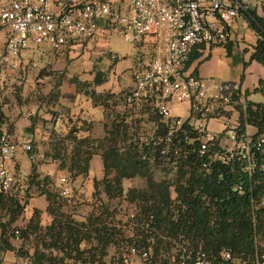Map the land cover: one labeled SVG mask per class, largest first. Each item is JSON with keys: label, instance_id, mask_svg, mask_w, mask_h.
I'll use <instances>...</instances> for the list:
<instances>
[{"label": "trees", "instance_id": "16d2710c", "mask_svg": "<svg viewBox=\"0 0 264 264\" xmlns=\"http://www.w3.org/2000/svg\"><path fill=\"white\" fill-rule=\"evenodd\" d=\"M242 14L258 36L251 61L264 66V15L259 16L250 8ZM228 53L231 54L230 46ZM203 56L195 50L190 65ZM144 58L143 52H139L136 64L142 63ZM114 59L118 61V58ZM27 69L24 68V75ZM194 72L198 73L197 68ZM50 76L54 81L48 94L42 93L47 83L40 82L26 101L18 97L21 103L35 100L38 105V112L31 117L27 132L34 133L38 124L57 122L61 115L66 123L65 130L54 132L47 141L49 148L43 154L45 161L35 160L38 149L31 141V151H25L32 160L30 173L18 177L11 194H0V253L14 252L17 257L29 259L31 264H70L72 260L87 264L88 261L102 262L113 245L127 239L125 232L117 227V213L109 204L101 202L86 220L78 221L64 210L66 201L56 178L38 171V163L51 160L58 163L61 176L65 177L67 171L74 180L85 178L91 174L92 160L97 155L102 157L104 168L103 178L94 179V196L101 198L104 195L109 200L124 198L134 204L135 217L130 222L145 225L135 229L136 237L143 235L144 240L152 237L161 241V234L183 235L203 243L213 252L226 249L237 255L252 248L255 228L251 197L233 188L238 174L218 162H210L211 154L222 150L219 141L205 153L200 151L203 134L191 124L195 113L175 130L162 121L155 107L134 100L132 90L119 94L97 93L95 87L107 80L105 73L97 72L91 83L72 78L77 93L90 98L95 107H102L111 118L110 129L103 137L97 138L92 136L88 120L72 114L69 109L64 110L62 105L57 107L62 98H76V95L62 92L64 73L44 67L37 80ZM256 90L264 96V80ZM233 92L227 109L220 101L213 103L214 111L210 117L232 121L237 124L240 134L246 133L249 127L256 129V135L263 134L264 102H243L242 97ZM40 110L52 118L45 119ZM2 128L10 137L16 130L15 123L0 111V134ZM57 134L63 137L56 140ZM205 163H210L208 168L204 167ZM157 176L163 178L157 179ZM135 178L145 179L147 186L142 189L130 187L126 191L125 182ZM172 190L177 194L176 200L172 197ZM35 195L47 199V212L52 218L47 225L42 222V211L37 208L30 219L23 221ZM258 218H261L260 214ZM15 241H20L21 245L17 247ZM30 245L33 252L27 248Z\"/></svg>", "mask_w": 264, "mask_h": 264}, {"label": "built area", "instance_id": "2783aa9c", "mask_svg": "<svg viewBox=\"0 0 264 264\" xmlns=\"http://www.w3.org/2000/svg\"><path fill=\"white\" fill-rule=\"evenodd\" d=\"M0 1V36H6L1 64L5 68L22 69L28 51L62 52L86 46L111 31L119 32L136 46H152L150 60L145 58L133 73L131 97L155 107L162 121L175 130L183 120L172 115L170 105L189 101L196 115L191 124L203 134L200 151L205 153L219 141L222 150L213 152L210 162L238 174L233 188L251 197L255 232L252 248L242 255L226 249L213 252L183 235L161 234V241L136 237L135 229L145 225L130 222L135 217L134 208L116 215L117 227L127 239L113 245L102 262L87 264H264V133L240 134L237 124L224 117V130L210 131L213 103L220 101L227 109L233 91L241 97L243 93L236 85L202 79L190 65L195 50L205 54L208 49L231 42L233 26L247 7L238 0ZM31 149L30 142L15 141L6 132L0 134V194H11L18 182L8 163L19 150ZM209 165L205 163L204 167ZM60 182V193L69 195L70 181L63 177ZM172 197L177 198L174 190ZM70 264L85 263L72 260Z\"/></svg>", "mask_w": 264, "mask_h": 264}, {"label": "crops", "instance_id": "0c3cea01", "mask_svg": "<svg viewBox=\"0 0 264 264\" xmlns=\"http://www.w3.org/2000/svg\"><path fill=\"white\" fill-rule=\"evenodd\" d=\"M111 1H119V0H111ZM240 4L243 6L253 9L259 16L264 15V0H238ZM1 6V1H0ZM248 23V21H247ZM249 24V23H248ZM253 30V29H252ZM234 31V29H233ZM256 36V41L251 45V56L254 50V46L257 43L258 36L257 33L253 30ZM114 31L105 34L104 36L96 39L95 41H91L86 46H75L72 49H66L62 52H54L49 49H45L46 56L44 57L47 62L48 70L59 71V73H64L65 78L62 83L61 89L62 92L66 95H76L75 100L62 98L60 104L57 106L61 108L60 105L64 106L63 109H69L72 114H79L83 117V119L88 120L91 123V134L94 137L100 138L106 134V131L111 127V118L108 116V113L102 107H95L92 103V100L85 96L84 94L77 93L76 84L71 82L72 78H78L82 82H93L97 72L105 73L107 76L106 82L103 84L96 86L95 90L99 94L106 93H114L119 94L124 91H131L134 88V78H133V69L136 66L140 65V63L136 64V56L137 53L133 56H122L120 57L117 53H114L109 46L107 45V41L112 37ZM6 36L2 34L0 36V89H4V85L6 86L7 80L5 79L6 74L9 72H20L23 73L24 68H30L32 60L36 58L37 55H29L27 54L26 63L22 69H9L5 68L1 64V60L4 55V47H5ZM231 48V54L228 53V47ZM227 49V56H231L233 54L234 42L231 40V44ZM145 47V45L143 46ZM150 47V46H149ZM151 48V47H150ZM214 48V47H213ZM212 49V48H211ZM247 50H250L249 48ZM44 54V53H43ZM44 54V55H45ZM144 54V53H143ZM42 56L41 53L38 55ZM79 56V57H78ZM209 58L207 60L203 59L207 56H203L202 59L195 61L192 64L191 70H195L197 68L198 75L200 77H206L201 67L205 64V62L209 61L212 58V54L210 53ZM76 57L77 59H71ZM118 58L116 61L114 58ZM146 58V55L144 54ZM144 58V59H145ZM56 60V61H55ZM61 64L60 68L55 69L54 63L58 62ZM198 62V65L194 68L195 63ZM28 66V67H27ZM137 66V67H138ZM126 72L131 73V84L125 85L123 82V74ZM39 72L35 75V86L28 95L31 97L32 93L37 89L38 84L40 82H44L43 79H48L46 86L42 88V93L48 94L52 89V84L54 81V77H44L37 80ZM242 75H244L242 79ZM242 82L239 84L241 87V91L243 93L242 101H252L254 103H262L264 102V96L262 93L258 92L256 89L260 86V81L264 80V66L257 61H251V57L248 63L244 65L243 72L241 74ZM238 85V84H237ZM20 89V88H19ZM27 95V96H28ZM3 93L0 92V111L5 113L12 122L15 123V133L11 136V138L15 141H33L39 151L41 145L47 143L49 137L54 133H62L65 130L63 118L61 115L56 119L57 122H47L45 125L38 124L34 130V133L27 132V128L31 125V117L36 115L38 112V105L35 100H31L28 104L35 105V111L33 113L24 114L20 118L15 115H11L8 110L5 109V105L3 104ZM260 97L261 101L257 98ZM20 103V102H19ZM21 104V103H20ZM22 105V104H21ZM172 115L176 118H180L182 120H186L192 115V104L189 101L184 102H175L170 105ZM45 119L50 120L52 117L49 114H45L43 110L39 112ZM252 128V127H249ZM248 128V132H250ZM208 129L215 133H221L224 130V120L222 118H213L208 121ZM3 132H6L5 128H2ZM42 155L40 152L36 153L35 160H40ZM48 162V161H47ZM38 163V171L42 174H48L52 177H55L56 180H60L63 176L59 174L58 163L52 161L51 163H57L56 167L54 164L48 163ZM95 163L101 164V168L103 171V160L100 155H97L92 160V167ZM32 166V160L29 155L23 151L19 150L16 157L8 163L9 169L18 175V177H26L30 171ZM92 171V169H91ZM48 202L45 196L35 195L30 200V203L26 209H31V213L29 214L28 219L31 218L33 211L35 208L42 211V217L46 222L44 225H47L51 222V216L47 212ZM15 243V242H14ZM17 247V245L15 243ZM14 254L13 257L18 260H21L20 257H17L14 252H6V257H9V254ZM20 263V261H19ZM31 264V263H30Z\"/></svg>", "mask_w": 264, "mask_h": 264}, {"label": "rangeland", "instance_id": "374dc122", "mask_svg": "<svg viewBox=\"0 0 264 264\" xmlns=\"http://www.w3.org/2000/svg\"><path fill=\"white\" fill-rule=\"evenodd\" d=\"M233 36L232 41L234 42V49L233 54L231 56H227V49L225 46H218L214 47L212 49H208V51L205 53V56H208L210 53L212 54V58L205 62V64L201 67L203 74L206 77H201L202 79L211 82L216 83L219 85H230L235 84L236 86L240 87L239 84H241V74L243 72L244 65L249 62L251 57V45L255 43L256 36L253 32L252 28L247 23V20L244 15H240L235 22L233 26ZM107 45L109 48L114 52L117 53L120 57L122 56H133L136 53L143 52L146 55V60H150L151 53L153 52L152 48L149 46L145 47H137L133 42L129 41L125 36H122L119 34V32L114 31L112 37L107 41ZM250 50H247V49ZM29 55H37L34 60L31 62V66L29 69H27L26 75L23 73L20 74V72H9L5 73V79L7 80L6 86L4 85V89H0V92L3 93V104L5 105V109L8 110V112L11 115L18 116L20 118L24 114L33 113L35 110V105L28 104L27 102L21 103L20 99L18 97H21L23 101H26L30 96L28 93L33 89L35 86V75L41 71L44 67L47 66L46 59L44 58L46 56V52L41 51V49H37L35 51H28ZM27 52V54H28ZM39 53L42 54L41 57H39ZM45 55H44V54ZM26 54V55H27ZM79 57V56H78ZM206 58V57H205ZM204 58V59H205ZM71 59H77L76 57ZM56 61V60H55ZM198 65V62L195 63L194 68ZM61 64L58 62L54 63L55 69L60 68ZM124 84L130 85L131 80V73L126 72L122 76ZM44 82L47 83L49 81L48 79H43ZM238 84V85H237ZM20 88V89H19ZM241 88V87H240ZM28 95V96H27ZM259 101H261V98H257ZM22 104H20V103ZM64 124H66L64 122ZM251 134L256 133L255 128H249ZM64 134V133H63ZM62 134L56 136V140L59 139V137ZM58 137V138H57ZM52 138L51 136L49 137ZM48 140V141H49ZM49 148L48 143H44L41 145V148L38 152L42 155L40 157L41 161L47 160L43 154L45 155L47 149ZM51 160H48V164H54L55 167L57 163H51ZM66 175L65 177L70 181V193L69 195H63L65 198V206L64 210L78 221H84L89 216V214L94 210L100 207L101 202L109 204L112 211H116L118 213L119 211H129L131 209L135 208V205L132 203H129L124 198H117L114 200H109L104 195L101 196V198L95 197L94 192V179H102L103 178V171L101 168V164L95 163L92 167L91 174L88 177L85 178H77L73 179L70 174L65 171ZM15 174V173H14ZM16 178L18 179L17 174ZM163 176H157V179H161ZM57 184L60 185L61 189V182L60 180H56ZM147 186L146 180L143 178H135L131 181L125 182V188L126 191L130 187L135 188H145ZM59 189V190H60ZM101 199V200H100ZM99 211V209H98ZM31 213V209L27 210L24 215L23 221H27L29 214ZM45 219L42 217V222H44ZM117 221V220H116ZM17 245H21L20 241H15ZM27 248L31 249V245L27 246ZM31 252H33V249H31ZM14 254H9V257H6L5 254L0 253V264H30L29 259L27 258H21V260L14 258ZM16 255V254H15ZM20 261V263H19Z\"/></svg>", "mask_w": 264, "mask_h": 264}]
</instances>
